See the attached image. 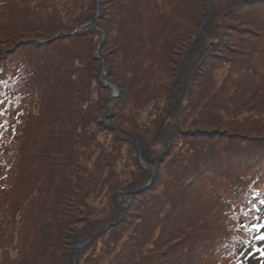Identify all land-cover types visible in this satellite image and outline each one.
<instances>
[{"label": "trees", "instance_id": "obj_1", "mask_svg": "<svg viewBox=\"0 0 264 264\" xmlns=\"http://www.w3.org/2000/svg\"><path fill=\"white\" fill-rule=\"evenodd\" d=\"M0 161V264L264 262V0H0Z\"/></svg>", "mask_w": 264, "mask_h": 264}, {"label": "rangeland", "instance_id": "obj_2", "mask_svg": "<svg viewBox=\"0 0 264 264\" xmlns=\"http://www.w3.org/2000/svg\"><path fill=\"white\" fill-rule=\"evenodd\" d=\"M84 1L86 2V0H84ZM166 64H165V66H166ZM159 78H161V80H162L161 85L169 86L172 83V77H171L170 71H165V72L163 71V74H162V71H160ZM102 80H103V82L106 81L105 75L103 76ZM94 88H95V90H97L96 87H94ZM110 92H111L112 97L115 98L118 96V92L114 91L112 88H110ZM163 100H165V98H163ZM155 109H156L155 106L153 107L152 105H150L148 108L141 110L139 112V120L141 121V123H145L148 127L149 123L151 122L150 120L153 118V115L156 113ZM112 136H113L112 134L105 133V132L98 135V137L102 141L101 145H102L104 152L105 151L107 152L101 158L102 161H100V163H107V162L111 163L116 168V170L119 173H122L123 174L122 176L125 177V176H127L126 174L130 171V169L134 167L131 149H130L129 145H127L126 143H123L119 146L114 144V139L112 138ZM3 163H6V162L0 161V171H1L0 175L1 176H2V173H4L2 170L5 167V165ZM81 164L86 165L88 163H81ZM117 164H118V166H117ZM10 165H11V163H9L7 166H10ZM13 173H14V171H12V170H11V172H9L7 182H10V183L14 182ZM9 199H10V197H9ZM100 204H101L100 202H97L94 204V206L98 209L100 207ZM243 222L247 223L245 226H247V228L251 229L252 223L248 224L249 222L247 220H244ZM252 228H254V226ZM259 233L264 234V230H260ZM13 250H14V247H13ZM263 253H264V250H263ZM254 264H264V262L263 261L258 262V263L254 262Z\"/></svg>", "mask_w": 264, "mask_h": 264}, {"label": "water", "instance_id": "obj_3", "mask_svg": "<svg viewBox=\"0 0 264 264\" xmlns=\"http://www.w3.org/2000/svg\"><path fill=\"white\" fill-rule=\"evenodd\" d=\"M108 85V84H107ZM112 87V89L114 90V91H116L117 90V88L115 87V86H111ZM77 247H80V246H77Z\"/></svg>", "mask_w": 264, "mask_h": 264}, {"label": "snow or ice", "instance_id": "obj_4", "mask_svg": "<svg viewBox=\"0 0 264 264\" xmlns=\"http://www.w3.org/2000/svg\"><path fill=\"white\" fill-rule=\"evenodd\" d=\"M261 239H264V236H262Z\"/></svg>", "mask_w": 264, "mask_h": 264}]
</instances>
